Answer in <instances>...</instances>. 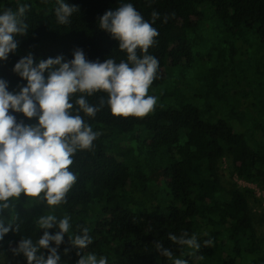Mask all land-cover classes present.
<instances>
[{
	"label": "trees",
	"instance_id": "16d2710c",
	"mask_svg": "<svg viewBox=\"0 0 264 264\" xmlns=\"http://www.w3.org/2000/svg\"><path fill=\"white\" fill-rule=\"evenodd\" d=\"M65 3L77 6L79 11L73 14L70 24L60 25L55 16L57 0H0V14L5 9L15 11L20 5H29L27 34L15 37L16 52L9 54L6 61L0 60V79L8 82L9 91L18 92V86L26 84L13 68L29 53L36 62L57 56L67 62L74 58L76 49H82L85 58L93 62L107 58L116 63L126 61V51L119 49V42L99 28V18L106 11L132 3L149 22L154 10L160 14L153 24L159 32L157 42L148 50L159 62L148 92L157 97L155 110L144 118L113 116L107 93L101 91L86 97L95 106L104 101L95 117L79 113L93 131L101 133L91 150L74 154L70 171L77 181L67 194V203L59 206L71 218L69 235L80 234L86 227L93 238L81 255L105 256L108 264H174L175 259L186 260L187 264H264V236L257 231L250 207L253 190L235 183L227 186L222 170L227 158L233 174L264 187V86L258 82L262 65L253 62L234 76L233 89L220 85L211 92L203 90L211 72L221 70L224 64L222 73L231 78L233 69L221 57L207 69V77L195 80L202 83L195 92L184 90L174 79L168 81L166 73V66L190 63L195 43H204L201 27L205 8L211 10L217 22L211 27L217 42H224L221 37L225 34L238 37L253 32L264 44V0ZM165 15L169 17L166 23ZM239 88L249 95L242 94ZM79 95H74L73 103ZM252 95L253 101L245 106L242 96ZM204 100L205 107L195 102ZM12 114L18 122L37 123L22 113ZM125 140L133 145L129 152L121 145ZM156 175L166 192L164 199L156 191ZM0 218L6 226L10 219H14L13 228L19 226L18 232L10 231L0 241V264H27L26 258L14 254L13 249L21 238L30 237L35 242L43 235L36 211L20 205L12 216L0 213ZM48 231L55 234L59 229ZM184 231L197 236L199 251L168 239L170 233L179 236ZM206 239L213 241L211 246H203ZM157 241L171 250V260L156 251ZM42 251L47 256V250ZM78 251L66 235L58 249V264H77Z\"/></svg>",
	"mask_w": 264,
	"mask_h": 264
},
{
	"label": "clouds",
	"instance_id": "9594fccd",
	"mask_svg": "<svg viewBox=\"0 0 264 264\" xmlns=\"http://www.w3.org/2000/svg\"><path fill=\"white\" fill-rule=\"evenodd\" d=\"M57 4V23L70 24L78 7L65 0H57ZM28 10L29 5L24 4L15 11L5 9L0 14V60L6 61L9 54L16 52L15 37L27 34ZM159 18L160 14L154 10L151 22L145 20L132 3L108 10L99 18V28L119 42V49L126 51V61L116 63L107 58L104 62H93L85 58L82 49H76L74 58L67 62L63 56L36 62L29 53L13 68L26 81L25 85L18 86V92L9 91L8 82L0 79V213L14 209L22 194L31 203H46L50 210V214L37 220L43 235L35 242L30 237L21 238L13 249L14 254L26 258L27 264H58L61 259L58 249L66 235L70 245L80 250L77 264H108L105 256L81 255L93 242L86 227L80 234L69 235L71 218L68 215L58 218L51 212L67 203V194L77 181V176L70 171L74 154L78 150H91L101 135L79 113L94 118L104 101L95 106L86 97L101 91L107 93V105L117 117L144 118L155 110L157 97L148 92L156 79L159 62L148 50L157 42L159 32L153 24ZM168 18L165 15V23ZM12 113H22L37 123L18 122ZM14 224V219H10L6 226L0 218V241L10 231H19L18 225L13 228ZM53 228L59 231L51 234L48 230ZM168 239L182 247L197 251L201 248L197 236H189L186 231L179 236L170 233ZM53 243L55 247L51 246ZM212 243L206 239L203 246L209 247ZM155 249L161 256L172 259L173 253L161 242H155ZM42 250H47V256ZM174 264H187V261L175 259Z\"/></svg>",
	"mask_w": 264,
	"mask_h": 264
},
{
	"label": "rangeland",
	"instance_id": "374dc122",
	"mask_svg": "<svg viewBox=\"0 0 264 264\" xmlns=\"http://www.w3.org/2000/svg\"><path fill=\"white\" fill-rule=\"evenodd\" d=\"M204 19L201 27V35L203 37L204 43L199 44L198 41L194 45L193 56L191 62H183L182 64L175 67L166 66V73L168 75V81L172 79L178 81L183 87L184 90L196 91L201 88L202 83H196V79L203 80L209 74L207 69L212 66H215L218 58H222V60H226L228 65L231 66L230 71L231 78L227 79L224 77L222 73V69L225 67L223 64L221 66V70L211 72V76L209 79H206L204 89L206 92H211L214 90L216 86H224L229 85L230 88L233 89L234 76H238L243 69L249 68L250 64L253 62L259 63L262 65L261 69V78H258V82L260 86H264V44L260 40V38L253 32H248L245 35L238 37L223 35L221 40L224 42H217L212 34L211 27L214 24H217L216 20L211 16V10L209 8L204 9ZM199 40V39H198ZM217 43V44H216ZM224 53H222V52ZM232 61V62H231ZM233 61L235 63L233 64ZM226 63V64H227ZM234 71V73H233ZM254 71H252V74ZM242 94L246 93L244 88H239ZM261 89V88H260ZM263 89V88H262ZM226 93H228V89H224ZM258 90V89H257ZM256 90V91H257ZM223 92V89L221 90ZM259 92V91H258ZM231 94V93H230ZM249 95V94H248ZM254 96L252 95L249 98H244L242 96L241 100L247 106L250 102L253 101ZM256 99V98H255ZM201 100V99H200ZM201 107H205L204 101H195ZM216 108H219L218 104H215ZM122 146L124 145L125 151L129 152V149L133 148V145L129 141H122ZM129 158V157H128ZM130 160V158H129ZM231 161L229 159H224L222 164V170L224 174V183L227 186H231L235 183L240 188H250L253 190L254 197L250 198V207L252 213H254L255 225L257 231L260 235L264 236V187L255 182H248L243 179H240L236 174H233L231 171ZM156 183H158V188L156 191L158 192L159 198L164 199L166 192L162 188L160 176L156 175ZM257 200V201H256ZM259 201V202H258ZM20 205H28L34 208L36 211L38 218L42 215L50 214V210L46 203H31L30 198H27L21 195L18 202L15 204V208L10 211H4L2 214L5 217L12 216V213L18 208ZM51 214H55L56 216L63 217L65 213L59 207H56Z\"/></svg>",
	"mask_w": 264,
	"mask_h": 264
}]
</instances>
